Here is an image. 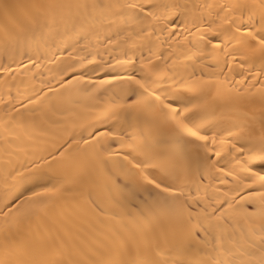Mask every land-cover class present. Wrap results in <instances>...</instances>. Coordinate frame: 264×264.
I'll list each match as a JSON object with an SVG mask.
<instances>
[{"label": "snow or ice", "instance_id": "6c2138e0", "mask_svg": "<svg viewBox=\"0 0 264 264\" xmlns=\"http://www.w3.org/2000/svg\"><path fill=\"white\" fill-rule=\"evenodd\" d=\"M0 264H264V0H0Z\"/></svg>", "mask_w": 264, "mask_h": 264}, {"label": "bare ground", "instance_id": "6f19581e", "mask_svg": "<svg viewBox=\"0 0 264 264\" xmlns=\"http://www.w3.org/2000/svg\"><path fill=\"white\" fill-rule=\"evenodd\" d=\"M103 78V73L102 72H97L95 75V79H102Z\"/></svg>", "mask_w": 264, "mask_h": 264}]
</instances>
